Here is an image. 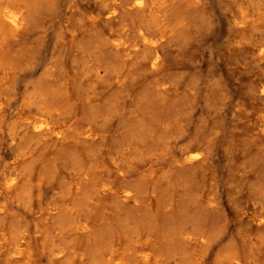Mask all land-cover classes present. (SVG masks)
I'll list each match as a JSON object with an SVG mask.
<instances>
[{"label":"rangeland","instance_id":"rangeland-1","mask_svg":"<svg viewBox=\"0 0 264 264\" xmlns=\"http://www.w3.org/2000/svg\"><path fill=\"white\" fill-rule=\"evenodd\" d=\"M101 1L50 0L4 50L17 71L0 84V224L40 258L37 226L77 215L47 206H98L110 241L130 215L161 245L205 233L203 264H264V0H150L159 14L114 17Z\"/></svg>","mask_w":264,"mask_h":264},{"label":"bare ground","instance_id":"bare-ground-1","mask_svg":"<svg viewBox=\"0 0 264 264\" xmlns=\"http://www.w3.org/2000/svg\"><path fill=\"white\" fill-rule=\"evenodd\" d=\"M151 1L105 0V2H101L105 3L104 13L107 17L116 16L118 13H120V10L124 8L136 9L141 11L149 9V11H151L153 15L159 14L162 8L161 2H159L160 0L155 3H151ZM50 3V0H0V84L5 82L6 79L15 74L17 71V67L12 65L13 63L10 64V62L4 58V56L7 55H4V50L12 41L18 40L23 33L27 32V30L32 25L31 22L33 17L37 15L36 12L40 9H44L43 11H47L45 8H49ZM163 4L168 5L166 1H164ZM151 13L149 12V14ZM37 16H39V14ZM162 18L163 20H165L167 17ZM143 24L145 25V23ZM138 35H140L145 43H153L155 41L153 35H151V33H148V30L144 28L139 29ZM19 41L21 42V40ZM154 51L155 52L152 57V62L157 64L159 61V52L157 50ZM12 58H14V54ZM95 71L98 73V69H95ZM30 91L31 90H29V92ZM31 92H34V90ZM48 122V116L45 113H42L41 115L34 117L29 123L32 125L31 127L34 126L36 127V130H38L45 127ZM9 137L11 139V136ZM30 192L31 191L29 190L26 195H30ZM123 209L124 208L122 206L116 205L115 207H113V210L115 211H122ZM97 210L98 206L79 207L65 206V204H52L49 205V207L47 206V209L44 210L43 214H71L76 212L77 215H61L59 217L57 216V218H55L56 216L54 215L55 217H52L55 219L50 220L51 218H45V220L42 221V224L37 226L38 232L34 237L36 239L40 238V258H36L33 247L31 246V237L28 235L26 230L19 231L15 228L9 230L6 226L0 224V264H203L205 262L206 251L198 249V247H207L210 244V239L208 236H206L205 233L199 232V230H190L184 232L181 230L182 233L180 235L177 236V234L175 233L176 237L172 238L169 235L170 237H166L169 239H167L166 242L164 241V245H161V243L163 242H160L161 240L158 242L153 233L143 234L141 232H137L136 230V232H131L130 229L128 230L129 224L132 221L129 215L119 219V222L124 227L122 238L117 241H110L106 235L105 218H101L100 222L97 225L92 222L93 217L91 213H94ZM33 211L35 212V210ZM85 211H87L91 215H88V213L85 214ZM180 225H183V223ZM185 225L183 226V228L185 227ZM147 226L148 230V228L151 229L155 225ZM138 227L140 230L139 224ZM138 227L132 228L134 229ZM170 233H172V231H170ZM83 237L85 238L84 243H81V239ZM217 264H239V259L235 255L225 254L220 257V259L217 261Z\"/></svg>","mask_w":264,"mask_h":264}]
</instances>
